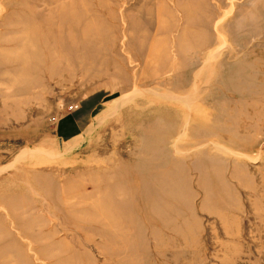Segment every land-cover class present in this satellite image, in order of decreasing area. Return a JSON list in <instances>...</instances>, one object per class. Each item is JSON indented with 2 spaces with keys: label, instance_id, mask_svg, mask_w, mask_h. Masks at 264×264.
I'll return each mask as SVG.
<instances>
[{
  "label": "rangeland",
  "instance_id": "1",
  "mask_svg": "<svg viewBox=\"0 0 264 264\" xmlns=\"http://www.w3.org/2000/svg\"><path fill=\"white\" fill-rule=\"evenodd\" d=\"M0 264H264V0H0Z\"/></svg>",
  "mask_w": 264,
  "mask_h": 264
},
{
  "label": "built area",
  "instance_id": "2",
  "mask_svg": "<svg viewBox=\"0 0 264 264\" xmlns=\"http://www.w3.org/2000/svg\"><path fill=\"white\" fill-rule=\"evenodd\" d=\"M76 108H77V105H76V104H70V105H68V107H67V109H68L69 111H73V110L76 109ZM51 120H52V121H55V120H56V117L53 116V117L51 118Z\"/></svg>",
  "mask_w": 264,
  "mask_h": 264
}]
</instances>
